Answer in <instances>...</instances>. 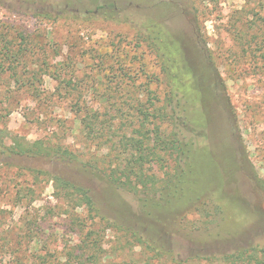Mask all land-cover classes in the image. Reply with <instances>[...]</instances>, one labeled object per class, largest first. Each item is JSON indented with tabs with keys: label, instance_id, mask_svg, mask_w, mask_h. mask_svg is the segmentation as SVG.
I'll use <instances>...</instances> for the list:
<instances>
[{
	"label": "rangeland",
	"instance_id": "rangeland-1",
	"mask_svg": "<svg viewBox=\"0 0 264 264\" xmlns=\"http://www.w3.org/2000/svg\"><path fill=\"white\" fill-rule=\"evenodd\" d=\"M147 26L191 47L196 35L203 37L234 111L213 109L199 142L215 156L230 152L235 162L227 174L225 163H216L222 197L200 201L182 223L174 220L161 242L177 260L197 251L213 258L165 264H264L262 253L236 251L264 246V0H0V264H69L89 228L99 230L105 264L144 263L140 248L121 251V238L103 223L87 220L79 229L71 213L86 218L85 212H70L51 177L87 186L104 217H132L134 195L102 171L106 148L96 146L105 137L85 135L80 116L86 108L97 109L100 119L111 116L108 107H118L111 99L142 95L150 78L162 93ZM194 54L191 60L201 62ZM121 73L135 86L119 85ZM37 146L42 153L34 152ZM213 167L207 176L218 175ZM212 203L223 210L215 215Z\"/></svg>",
	"mask_w": 264,
	"mask_h": 264
},
{
	"label": "trees",
	"instance_id": "trees-1",
	"mask_svg": "<svg viewBox=\"0 0 264 264\" xmlns=\"http://www.w3.org/2000/svg\"><path fill=\"white\" fill-rule=\"evenodd\" d=\"M143 31L163 73L162 93H157L149 85L154 80L157 82L156 78H150L141 91L142 95L123 94L112 101L107 97V102L111 104L118 102V107H108V110L115 111L111 116L100 119V112L90 108L82 109L80 116L81 130L85 135L97 136L99 133V136L105 137L96 146L98 149L106 148L99 155L102 171L109 183L134 195L136 208L132 217L108 218L100 215L87 186L59 175L51 177L54 193L69 206L70 212L79 209L85 212L86 218L74 217L71 213L79 229L86 226L87 220L91 224L103 223L104 228L121 238L118 246L121 251L127 249L126 253H130L136 247L140 248L143 264L212 259L209 253L197 251L177 260L172 250L161 242L166 235L168 238L170 223L174 220L182 223L189 210L200 201H209L215 195L222 197L223 179L216 163L220 164L222 160L226 165L224 173L227 174L232 171L235 162L230 152L221 151L215 156L207 145L199 142L205 139L206 130L211 127L215 114L213 109H217L218 113L230 109L231 115L234 111L203 37L196 35L195 44L191 47L183 37L172 36L169 31L164 33L163 29L148 26ZM198 42L202 43L200 47ZM4 52L6 57H10V49L6 48ZM193 53L201 62L191 60ZM202 62L205 63L204 69ZM119 70L124 71L122 66ZM119 77L116 80L119 85L135 86L125 73ZM65 82L71 84L69 80ZM235 130L233 123L230 132L233 134ZM58 151L61 155H71L67 149L55 150L56 153ZM34 152L42 153L41 147L37 146ZM208 165L217 169L216 177L207 176ZM213 205L215 215L223 210L222 205ZM98 231L94 228L86 231L81 244L68 254L69 264H105L106 255L99 254ZM212 237L194 241L204 243ZM252 248L236 251L264 254V246ZM70 255H73L72 258H69ZM222 256L227 259L230 255Z\"/></svg>",
	"mask_w": 264,
	"mask_h": 264
}]
</instances>
